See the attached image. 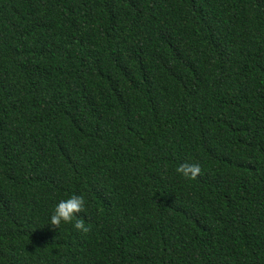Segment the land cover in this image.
Masks as SVG:
<instances>
[{"label": "trees", "instance_id": "trees-1", "mask_svg": "<svg viewBox=\"0 0 264 264\" xmlns=\"http://www.w3.org/2000/svg\"><path fill=\"white\" fill-rule=\"evenodd\" d=\"M0 264H264V0H0Z\"/></svg>", "mask_w": 264, "mask_h": 264}, {"label": "clouds", "instance_id": "clouds-1", "mask_svg": "<svg viewBox=\"0 0 264 264\" xmlns=\"http://www.w3.org/2000/svg\"><path fill=\"white\" fill-rule=\"evenodd\" d=\"M177 171L182 175L195 177L199 173L200 167L199 164H181L177 167ZM83 207L84 198L82 196L71 195L67 199H61L54 206L49 217V224L57 226L61 221L69 222L73 220L74 213L79 212ZM74 226L87 231V227L79 219L75 220Z\"/></svg>", "mask_w": 264, "mask_h": 264}]
</instances>
